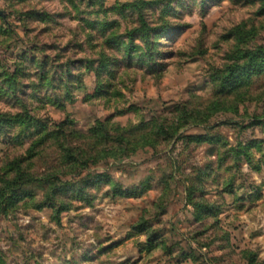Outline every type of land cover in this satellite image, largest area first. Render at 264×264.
<instances>
[{
  "label": "rangeland",
  "instance_id": "rangeland-1",
  "mask_svg": "<svg viewBox=\"0 0 264 264\" xmlns=\"http://www.w3.org/2000/svg\"><path fill=\"white\" fill-rule=\"evenodd\" d=\"M259 47L264 0H0V264H264Z\"/></svg>",
  "mask_w": 264,
  "mask_h": 264
},
{
  "label": "trees",
  "instance_id": "trees-1",
  "mask_svg": "<svg viewBox=\"0 0 264 264\" xmlns=\"http://www.w3.org/2000/svg\"><path fill=\"white\" fill-rule=\"evenodd\" d=\"M140 22L142 23L141 29H139L137 32L139 35L135 39L134 34H129L130 37L128 38V44H122L124 48V54L126 56V59L129 63H132L135 61V59L138 60L139 64H149L153 62L154 58V48L155 43L152 41V32L153 34L157 32L158 29H152L150 26L146 24V22L143 19H140ZM117 39V38H114ZM140 42V45L134 44V40H138ZM120 43L119 41H117ZM241 60L244 61V67L243 69H252L253 73H263L264 72V47H259L254 51H248L245 52L241 56ZM249 77V76H248ZM34 124V122L32 123ZM35 126V125H34ZM33 136L37 137L31 144L30 149L28 150V154L35 153L38 149L44 146V144L49 141L54 146H59L60 139H57V135H44L42 133H33ZM124 141V140H123ZM33 155V154H32ZM36 157V156H33ZM33 157L31 159H33ZM23 165V164H22ZM16 170H19L18 167ZM25 173V172H24ZM25 175V174H23ZM46 179V178H44ZM43 182L41 179L34 178L31 175H28L27 177L23 176L19 178L14 179L12 182H6L5 186H8L7 190L15 193L23 185L27 184H34Z\"/></svg>",
  "mask_w": 264,
  "mask_h": 264
}]
</instances>
